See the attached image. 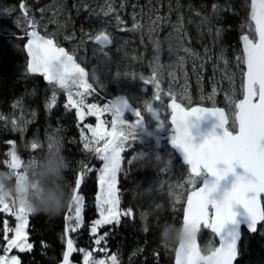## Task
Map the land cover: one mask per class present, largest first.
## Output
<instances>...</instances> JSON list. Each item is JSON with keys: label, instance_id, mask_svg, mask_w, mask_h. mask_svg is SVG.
<instances>
[{"label": "trees", "instance_id": "1", "mask_svg": "<svg viewBox=\"0 0 264 264\" xmlns=\"http://www.w3.org/2000/svg\"><path fill=\"white\" fill-rule=\"evenodd\" d=\"M89 2L96 4L91 5L94 9H89L90 12ZM106 3L110 4L104 10H112L109 16H114V23L124 18L125 24L137 29L138 25L129 22L131 19L127 16L139 11L137 7L132 9L134 4L150 12L151 17L164 21L155 26V35L147 31L146 24H139L142 28L136 33L141 43H126L135 63L124 62L121 55L111 49L112 46L108 49L110 56L96 53L91 57L89 62L106 76L103 88L107 93L122 86V80L128 84L126 79L134 74H139L140 83L148 81L152 85L157 75L149 47L154 44L160 56L180 53L188 58L187 72L192 83L190 105L227 109L226 95L235 92L236 103L242 98L244 67L238 58L242 57V36H254L249 22L250 0H0V168H8L10 151L20 157L21 167L24 161L35 160L51 147L49 141L53 137L59 138L60 150L68 164L64 177L70 193L68 203L57 216L29 214L26 233L32 249L18 253L20 264H59L69 238L76 249L70 264H85V253H90L92 264L101 259L105 264H112L113 255L117 258L116 264H173L176 248L160 244L158 226L166 222L183 224L186 196L201 182L197 178L195 185L184 190L181 200H176L171 182L178 177L179 184H182V178L191 177L187 168L177 157L172 158L170 165L163 148L145 135L133 136L124 144L117 179L120 210L131 209V214L121 215L119 224L103 225L95 234L91 232L96 217V173L100 161L92 142L88 149L85 148V143L91 141L89 131L83 122L78 121L76 111L66 107L68 103L63 90L28 74L23 49L27 31L22 30L16 21H9L12 13L6 9L45 10L51 15L55 28H64L66 36L89 37L105 31V22H92L101 16L95 8L101 4L102 8ZM146 20L142 16L139 19L141 23ZM113 29L121 32L120 25ZM39 32L49 37L45 31ZM165 37L170 38L171 48L161 43ZM60 46L71 50L68 41H62ZM82 65L86 67L84 63ZM168 80L167 77V84ZM235 110L233 107V112ZM227 117V129L235 132L234 115L227 113ZM79 177L77 194L84 196L83 223L75 232L66 231L73 224L67 217ZM8 203L16 211L17 206ZM5 221L11 229L16 225L14 215L0 211V255H6L3 252L7 247L3 232ZM12 236L13 231L7 233L8 240ZM100 237H103L101 244L96 245L95 239ZM198 243L204 255L217 246L216 238L205 228L200 231ZM235 264H264V221L257 226L255 233L242 230Z\"/></svg>", "mask_w": 264, "mask_h": 264}, {"label": "snow or ice", "instance_id": "2", "mask_svg": "<svg viewBox=\"0 0 264 264\" xmlns=\"http://www.w3.org/2000/svg\"><path fill=\"white\" fill-rule=\"evenodd\" d=\"M250 20L254 23V36L253 38L249 35L242 36L243 56L238 58L246 65V71L242 72L243 99L235 104L238 132L233 134L225 127L228 121L222 109L203 107L185 109L175 101V98L170 105L171 122L175 126V135L171 142L182 150L186 162L190 165V183L195 185L198 178L203 184L199 189L194 188L188 196L183 224L192 225L196 231H200L201 228L210 229L220 239V246L208 255H201L195 242L187 254L179 249L177 264H233L237 256L241 225H246L254 233L258 222L264 221V207L259 201L260 195L264 193V0H251ZM30 35L31 39L27 44V52L31 58L28 63L30 72L41 73L50 84L56 83L62 88L78 83L86 91L91 89L92 86L84 79V69L73 60L72 55L62 47H58L52 39L38 35L36 31H32ZM96 40L108 41V37L101 34ZM84 94L78 93L81 99L73 100L69 92V104L66 105L77 108V115L81 120L85 115ZM156 99H160L158 84ZM86 107L87 114L97 116L98 120L103 112L112 114L111 131L103 130L102 120L95 128L86 125L96 144L104 141L102 147L94 149L98 158L104 162L100 176L101 194L97 197L100 218L91 226V232L95 234L103 225L119 224L121 214H131V209L121 213L116 188L117 173L121 169V151L124 142L129 138V134L123 130L126 124L123 117L125 111L131 109L123 98L105 105L102 109L95 104ZM131 111L135 116L140 117L136 123L128 125L129 128L135 129L142 125L143 118L139 111ZM148 111L153 112L151 105H148ZM206 113L216 118L222 134L217 135L212 132L201 143L195 144L190 132L191 118L199 119ZM89 143L91 141L85 143L86 149L89 148ZM32 147L35 148L36 145L33 144ZM9 156L7 167L20 169L21 159L16 152L10 151ZM237 166L243 169V174L236 175L229 190H225L218 197L215 196L221 180L229 173L235 174ZM205 174L213 179H207ZM79 187L80 180L77 179L76 188ZM73 191L74 216L70 214L67 219L69 221L74 219L75 223L70 224L66 231L75 232L83 223L82 197L75 194V189ZM237 205L244 210L241 220H237V213L234 211ZM0 211L14 215L17 221L14 229L8 227L7 221L4 222L3 232L7 247L3 252L7 253L12 248L19 249L20 252L30 251L32 244L27 242L26 233L30 213L23 207L13 211L8 202L2 201H0ZM229 224L232 227L225 231ZM10 231H14V238L8 240L7 233ZM102 239L103 237L95 239V244L100 245ZM74 251L76 249L73 240L69 238L67 250L63 254V264H70V256ZM80 251L85 250L80 249ZM89 256L90 253H85V264H92ZM116 259L115 255L111 257L112 264H116ZM0 264H20V261L16 256H11L9 259L6 255H0ZM95 264H105V261L101 259Z\"/></svg>", "mask_w": 264, "mask_h": 264}, {"label": "rangeland", "instance_id": "3", "mask_svg": "<svg viewBox=\"0 0 264 264\" xmlns=\"http://www.w3.org/2000/svg\"><path fill=\"white\" fill-rule=\"evenodd\" d=\"M96 1V0H95ZM90 3V2H89ZM110 3L103 4L104 7L101 8L99 6L98 9H96V13L100 14L102 17L97 19V21H94L92 23H103L107 22V24L103 23L105 26V31L104 32H99L96 34H93L92 36H66L64 34L65 30L64 28H59L58 30L55 28L53 25L54 23L51 22V15L46 13L45 10H37L34 11L32 9L26 10L25 8H18V11L7 8L6 11L8 13H12V17H9V21H16V23L22 28V30L29 31L30 29H37L38 31H45L47 35L53 39L57 45H60L62 41H68L71 46V50L68 51L69 54L74 55L75 60L79 63L80 61L82 64L84 63L86 65V70L88 72L89 76V84L92 86L93 90L84 92L83 96V101H84V119L81 120L78 115V121L83 122L84 128H87L86 125H91L93 128L97 126L100 120L104 122V131L108 132L111 131V121H112V114L110 112H103L102 114L99 115V120L97 116L94 115H88L87 114V105H92L95 104L97 105L98 108H103L105 105H109V101L116 95L118 94H124L123 92L126 93L128 97L134 102L137 106H142L144 109V112L146 113L147 120L149 123V126L152 127L153 129H156L157 132H163V128L167 126V119H168V112H167V104L170 101H173V98H175V101L183 102L185 105L190 106L191 100V87L192 83L189 81L188 78V72H187V62L188 58L183 57L182 54L180 53H172L171 55L167 54L165 56H160L158 53H156L158 50L154 48V44H151L149 47L151 53V59L153 61V68L155 69V74L157 75L156 79L150 86V83L148 81H144L143 83L139 82L140 76L138 75H131L130 78H127L126 80L128 81V84L123 82L122 80V86H117L114 89V92L107 93L105 89L103 88V85H105V75H101L89 62L91 60V57L94 56V54H100L103 56H110L111 53L107 49H102L94 45V39L100 35V34H106L110 37L112 41V47L111 49L114 50V52L118 53L121 55L122 59L124 62H131L135 63L136 60H134V57H132V52L131 50H127L126 48V43H138L140 44L137 40V33L140 32L142 25L139 24H146L148 26L149 32L151 34L157 33V31L154 32L155 26H157L161 23L163 24L164 21L160 20L159 18H156L155 16L151 17L150 12H147V10L140 9V5L134 4L132 6V9L135 10L134 8L137 7L139 8V11L132 15H126L129 20L134 25H138L137 29H134L130 27L129 25L124 23V18H121V21H118L117 23H114V16L109 14L111 11L109 10H104V8H108V5ZM94 5L92 2L88 6ZM96 5V4H95ZM94 5V6H95ZM94 6L89 7V9H94ZM101 8V9H100ZM49 9V8H48ZM141 10V12H140ZM98 11V12H97ZM146 12V13H145ZM124 15V13H123ZM97 16V15H96ZM132 16V17H131ZM143 17V19H147L146 22L143 21L142 23L139 21L140 17ZM104 17V19H103ZM110 17V18H109ZM134 17V19H133ZM7 18V17H6ZM107 18V19H106ZM106 19V20H105ZM111 20V21H110ZM102 21V22H101ZM133 21V22H132ZM99 22V23H98ZM166 25H168V21L165 22ZM120 25L121 27V32L117 33L116 30H114V26ZM110 28V31H109ZM252 29V27H251ZM120 31L119 29H117ZM63 32V34L61 33ZM137 32V33H136ZM56 35V36H55ZM144 36V34H142ZM47 37V38H49ZM79 37V38H78ZM88 37V38H87ZM91 37V38H90ZM61 38V39H59ZM83 38V39H82ZM91 39V40H90ZM131 40V42L129 41ZM84 43V44H82ZM115 54V53H114ZM149 55V54H148ZM164 57V58H163ZM158 58V59H157ZM165 61V62H164ZM165 66V67H164ZM139 68L141 65L138 66ZM186 70V72H185ZM153 71V70H152ZM154 72V71H153ZM164 75V76H163ZM129 77V76H128ZM169 78V84H167L166 78ZM135 80V81H134ZM188 80V82H186ZM111 81V80H109ZM108 81V82H109ZM164 83H163V82ZM136 82V84H134ZM108 84V83H107ZM138 84V85H137ZM157 84L160 86L159 87V94H160V99H156V94H157ZM172 84V85H171ZM162 85V88H161ZM164 86V87H163ZM81 86L77 84H69L68 88H63V94L67 99V103L69 104L68 96L69 92L72 94V99L73 100H80L81 96L78 95V93H83L81 91ZM55 88V87H54ZM123 91V92H122ZM53 94H55L53 92ZM95 94V96H93ZM214 95V93H213ZM235 92L231 93L230 95H226L225 101H226V107H227V113L230 114H235L233 112V107H235L236 101L234 98ZM95 101V102H94ZM212 101V100H210ZM148 105H151L153 108V112L148 111ZM71 107V106H70ZM73 108V107H72ZM76 111L77 114V108H73ZM124 118V117H123ZM126 121V124L124 126V131L129 134L128 140L133 138V136H138L140 134V131L138 128L131 129L128 127V125H132L131 122H129L127 119L124 118ZM88 129V128H87ZM89 135L91 142L94 146V149L96 147H102L104 141H100L99 144H96L91 131L88 129ZM165 131V130H164ZM126 140V141H128ZM124 142V144L126 143ZM163 150L166 153V156L169 160L170 165L173 162L172 158H175L176 155L166 146L162 145ZM122 153V151H121ZM96 157L98 158L97 154ZM100 161V166L97 169L96 173V195H95V210H96V217L94 218L93 222L97 219L100 218L99 216V210H98V201L97 197L101 194V185H100V176H101V169L103 168V161L98 158ZM117 179H118V173H117ZM178 177L173 178L171 182V187L173 189L174 195L176 200H181V195L183 194L184 190H186L187 187H190L193 185L190 183V177H185L182 178L181 182L182 184H179ZM116 188H117V182H116ZM118 195V193H117ZM82 197V218H83V201H84V196L80 194ZM19 207L16 208V211L18 210ZM120 208V207H119ZM121 213H123L121 211ZM70 214L74 216V205L72 204ZM123 215V214H121ZM29 216V215H28ZM121 218V216H120ZM73 224L75 223L74 219L72 220ZM17 223V221H16ZM16 226V225H15ZM14 238V231H13V236L10 238ZM28 242V241H27ZM18 253H21L19 249L12 248L10 249L7 253L6 256L10 259L11 256H16L19 259ZM20 260V259H19Z\"/></svg>", "mask_w": 264, "mask_h": 264}, {"label": "clouds", "instance_id": "4", "mask_svg": "<svg viewBox=\"0 0 264 264\" xmlns=\"http://www.w3.org/2000/svg\"><path fill=\"white\" fill-rule=\"evenodd\" d=\"M161 43L172 47L169 37ZM49 143L45 153L24 161L20 169L0 168V201L23 207L30 214L57 216L65 209L70 198L64 183L68 164L59 138L53 137ZM158 227L159 242L166 248H179L187 254L197 241L198 231L192 225L166 222Z\"/></svg>", "mask_w": 264, "mask_h": 264}, {"label": "water", "instance_id": "5", "mask_svg": "<svg viewBox=\"0 0 264 264\" xmlns=\"http://www.w3.org/2000/svg\"><path fill=\"white\" fill-rule=\"evenodd\" d=\"M250 15H251V0H250V10H249V22H250L251 25H252V29H254V23L250 20ZM32 31H36L38 35H40V36H42V37H44V38H46V39H51V38H47V37L43 36V35H42L37 29H30V30L27 32V35H26L27 40H26V42H25V44H24V52H25V55H26V58H27V72H28V74L31 75V76H37V77L42 78V79H43V82H44L45 84H50V83L44 78V76H43L41 73H38V72H37V73H33V72H30V71L28 70V63L30 62V59H31V58L29 57L28 52H27V44H28V41L31 39V35H30V33H31ZM103 35H105V34H103ZM245 35H246V34H245ZM98 36H99V35H98ZM105 36H107V35H105ZM107 37H108V36H107ZM52 40H53V39H52ZM53 42L56 44V42H55L54 40H53ZM93 43H94L95 46L100 47V48H102V49H108V48L111 46V41H110L109 38H108V41H100V42H97V40H96V38H95ZM56 45H57V44H56ZM58 47H61V46H58ZM62 48L67 52V50H66L64 47H62ZM241 49H242V55H243V41H242V38H241ZM67 53H68V52H67ZM68 54H69V53H68ZM69 55H71V54H69ZM72 56H73V55H72ZM73 60H74V61H75V62H76L81 68H83V67H82V66H81V65L75 60V57H74V56H73ZM243 66H244V71H246V65L243 64ZM83 69H84V68H83ZM84 71H85V77H84V79H85L86 82L89 84V78H88L87 70L84 69ZM51 84H56V83H51ZM243 84H244V77H243ZM243 84H242V93H243ZM56 86H57L58 89H62V87H60L59 84H56ZM81 90H82L83 92H87V91H89V90L86 91L83 87H81ZM90 90H92V87H91ZM121 98H123L124 100H126V101L128 102L129 109H131V110H137L136 108H134V107L130 104V102L128 101L126 95H123V94H119V95L114 96V97L109 101V104H111V102L118 101V100H120ZM242 99H243V96H242ZM257 99H258V98H257ZM172 102H173V101H171V102H169V103L167 104V108H168V110L170 111V116H169V118H168V123H169V125H170V127H169V134H167L166 136H157V135H154V134L150 133V132L147 130V128H146V122H145L144 119H143V121H142V125L139 126V128L142 130L143 134H144L147 138L153 140V141H154L155 143H157V144H160L161 142L166 141V142H167V145L169 146V148L174 152V154L176 155V157L180 160V163H181L182 165L186 166L187 169H188V172L191 174V172H190V165L186 162L182 150L179 149L177 146H174V145L172 144V142H171V141H172V137L175 135V126H174V125L172 124V122H171V118H172V110H171L170 105H171ZM181 106H182V105H181ZM182 107H183V106H182ZM199 107H203V106H194V107H192V108H199ZM183 108H184V107H183ZM203 108H214V107H203ZM189 109H191V108H189ZM219 109H222V110L224 111L225 116H226V118H227V115H226L225 110H224L223 108H219ZM131 110H129V111H125L124 115H126V114L128 113L133 119H135V121H133V124H134V123H136V121H137L140 117L135 116ZM137 111H138V110H137ZM142 118H143V117H142ZM227 121H228V119H227ZM234 121H235V114H234ZM227 124H228V122H227ZM227 124L225 125L226 128H227ZM235 124H236V132L233 133V134H236V133L238 132V124H237L236 121H235ZM190 132H191L192 137H193V143H195V144H199V143H201V142H202V141L208 136V134H210V133H212V132H215L217 135L222 134V129L219 128V126H218V121L216 120V118H215L214 116H211L210 114H207V113H206L203 117H201V118H199V119H197L196 117H192V118H191V122H190ZM241 174H243V169H241L239 166H237L236 169H235V174L229 173L227 177H225L223 180H221L220 185H219V188H218V191H217V193H215L214 195L218 197V196H219L220 194H222L225 190H229V189L231 188L232 183L235 181L236 175H241ZM205 175L207 176V174H205ZM78 179L80 180V177H79ZM207 179L211 180V179H213V178H212L211 176H207ZM202 186H203V184H202V181H201L200 185H199L196 189H199V188L202 187ZM76 191H77V188H76ZM76 191H75V194H76ZM191 192H192V191H191ZM191 192L187 194V196H186V200H185V202H184V208H183V219H184V212H185V209H186V207H187V198H188V196L191 194ZM259 201H260L261 206L264 207V193H262V194L260 195V197H259ZM234 211L237 213V220H241V219L243 218V213H244L243 208H242L241 206L237 205V206L234 207ZM261 223H262V221H261V222H258L257 226H258L259 224H261ZM231 227H232L231 224L227 225L225 231H227V230L230 229ZM201 229H202V228H201ZM201 229H200V231H201ZM208 230H209V232H210L211 234H213L214 237L216 238V240H217V246H216V248H218V247L220 246V239H219V237L216 236L214 233H212L210 229H208ZM242 230H245L246 232L251 233V234L253 233V232H251V231L247 228L246 225H243V224H242V225H241V228H240V237H241ZM200 231H198V234H197V241H196V243H197V247H198V248H199L198 237H199ZM254 233H255V232H254ZM239 241H240V239L237 241V249H238ZM66 250H67V247H66ZM66 250H65V251H66ZM199 250H200V249H199ZM178 251H179V248H176V251H175V261H174L173 264H177V252H178ZM72 254H73V253H72ZM208 254H210V252H209ZM208 254H207V255H208ZM201 255H203V254L201 253ZM71 257H72V255L70 256V261H71ZM236 259H237V256H236V258L233 260V264H235ZM59 264H63V258H62V261H61Z\"/></svg>", "mask_w": 264, "mask_h": 264}, {"label": "flooded vegetation", "instance_id": "6", "mask_svg": "<svg viewBox=\"0 0 264 264\" xmlns=\"http://www.w3.org/2000/svg\"><path fill=\"white\" fill-rule=\"evenodd\" d=\"M129 100L131 101V104L133 105L134 108H137L138 111L140 112L141 116L145 119L146 121V124H147V128L151 131V132H155L156 129H153L152 127L149 126V123H148V120H147V116H146V113L144 112V109L142 108V106H137L134 102H132V100L130 99L129 97ZM169 116V114H168ZM125 119H127L129 122H133V119L130 118L128 115L124 116ZM167 125V124H166ZM163 132H157L159 135H165L168 133V130H169V127L168 126H165V128L162 129ZM165 130V131H164ZM164 144L166 145V142H164Z\"/></svg>", "mask_w": 264, "mask_h": 264}, {"label": "bare ground", "instance_id": "7", "mask_svg": "<svg viewBox=\"0 0 264 264\" xmlns=\"http://www.w3.org/2000/svg\"><path fill=\"white\" fill-rule=\"evenodd\" d=\"M107 1V0H106ZM91 3V2H90ZM89 3V4H90ZM87 7V6H86ZM91 7V6H90ZM92 9V8H91ZM95 10H96V8H95ZM111 10V9H110ZM88 11H89V8H88ZM90 12V11H89ZM92 14V13H91ZM100 17H102V16H100ZM110 18V17H109ZM103 19H104V17H103ZM107 19V18H106ZM105 19V20H106ZM111 21V20H110ZM102 22V21H101ZM99 23V22H98ZM106 23V22H105ZM54 25V24H53ZM98 26V25H97ZM103 27V26H102ZM93 28V27H92ZM57 29V28H56ZM94 29V28H93ZM56 36V35H55ZM82 37V36H81ZM79 38V37H78ZM85 38V37H84ZM88 38V37H87ZM91 38V37H90ZM83 39V38H82ZM86 39V38H85ZM87 40V39H86ZM91 40V39H90ZM152 41V40H151ZM82 44H84V43H82ZM111 58V57H110ZM158 59V58H157ZM97 61V60H96ZM165 62V61H164ZM165 67V66H164ZM137 68V67H136ZM139 70V69H138ZM135 81V80H134ZM169 81V80H168ZM170 82V81H169ZM164 83V82H163ZM138 85V84H137ZM172 85V84H171ZM162 87V86H161ZM164 87V86H163ZM95 102V101H94ZM242 234V233H241ZM240 239H241V237H240ZM240 242V241H239ZM201 252V251H200ZM203 254V253H202ZM204 255V254H203ZM207 255V254H206ZM175 261V260H174Z\"/></svg>", "mask_w": 264, "mask_h": 264}]
</instances>
